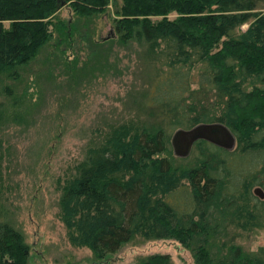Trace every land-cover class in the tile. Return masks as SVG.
I'll return each instance as SVG.
<instances>
[{
  "label": "trees",
  "instance_id": "trees-1",
  "mask_svg": "<svg viewBox=\"0 0 264 264\" xmlns=\"http://www.w3.org/2000/svg\"><path fill=\"white\" fill-rule=\"evenodd\" d=\"M69 1L92 17L111 0ZM114 1L118 40L136 43L162 68L146 100L157 120L113 127L64 180L61 217L72 242L89 246L99 264H116L103 260L140 231L180 241L199 264H264V245L228 241L231 227L264 228V198L254 192L264 188V0ZM60 8L59 0H0L2 83L21 78L56 33L70 35ZM0 89L15 94L9 83ZM12 101L20 120L24 102ZM10 115L0 109L1 119ZM216 120L234 131L237 146L201 139L195 163L179 166L173 132ZM2 149L0 138V161ZM30 253L0 207V264H28ZM141 264L173 262L153 254Z\"/></svg>",
  "mask_w": 264,
  "mask_h": 264
},
{
  "label": "rangeland",
  "instance_id": "rangeland-1",
  "mask_svg": "<svg viewBox=\"0 0 264 264\" xmlns=\"http://www.w3.org/2000/svg\"><path fill=\"white\" fill-rule=\"evenodd\" d=\"M59 2L58 17L70 35L56 33L21 69V78L3 82L15 94L0 93V109L13 115L0 118V207L31 246L28 264H99L89 246L70 238L61 217L62 186L87 149L103 142L113 127L157 120L146 100L162 68L145 61L136 43L118 40L114 0L92 17L77 15L69 0ZM16 96L24 102L20 120L14 117L20 111L12 104ZM174 158L181 167L192 166L195 146L190 156ZM228 239L257 250L264 245V228L231 227ZM153 254H169L173 264H199L180 241L141 231L103 261L141 264Z\"/></svg>",
  "mask_w": 264,
  "mask_h": 264
},
{
  "label": "water",
  "instance_id": "water-1",
  "mask_svg": "<svg viewBox=\"0 0 264 264\" xmlns=\"http://www.w3.org/2000/svg\"><path fill=\"white\" fill-rule=\"evenodd\" d=\"M207 140L219 147L233 150L237 144V135L222 121H203L191 127L176 129L171 137L174 153L178 157H188L199 140ZM254 192L264 198V188L257 185Z\"/></svg>",
  "mask_w": 264,
  "mask_h": 264
}]
</instances>
